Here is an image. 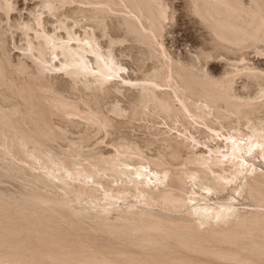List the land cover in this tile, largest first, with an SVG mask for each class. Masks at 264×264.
Masks as SVG:
<instances>
[{
  "label": "bare ground",
  "instance_id": "1",
  "mask_svg": "<svg viewBox=\"0 0 264 264\" xmlns=\"http://www.w3.org/2000/svg\"><path fill=\"white\" fill-rule=\"evenodd\" d=\"M172 1L39 0L58 6L57 18L44 13L51 29L43 19L30 33L0 8V179L19 185L0 190V258L7 229L39 260H259L264 160L240 141L264 129V64L249 59L264 60V44L259 9L236 6L260 0ZM226 137L256 168L246 184L238 177L239 197L223 183L239 170L223 161ZM226 207L237 209L229 223L208 220Z\"/></svg>",
  "mask_w": 264,
  "mask_h": 264
},
{
  "label": "snow or ice",
  "instance_id": "2",
  "mask_svg": "<svg viewBox=\"0 0 264 264\" xmlns=\"http://www.w3.org/2000/svg\"><path fill=\"white\" fill-rule=\"evenodd\" d=\"M28 3L27 0H24V11L20 13L22 19L19 21L20 23V29L25 33H30L34 29H38L42 27L43 22V14L47 13L48 15L52 16L53 19H56L57 17L54 15L56 12L58 6L53 4H41L37 6H33V11L28 12ZM238 9H243L248 12L250 16L255 17L256 16V9H259V21H260V31H261V43L264 44V0H260L259 4L253 3V4H245L241 3L236 6ZM2 10L5 12V14L11 13L13 10H17L16 5L13 3H7L5 5L0 6ZM161 8V15H160V24L161 28H164L168 25L169 21V14L168 11L164 9L163 5H160ZM30 16L31 20L29 22L25 23L23 17ZM9 27H11V20L8 21ZM57 27H62V25H58ZM66 30V29H65ZM39 32H37V35L39 36ZM77 42H79V38H76ZM72 35L70 34L69 39L67 43H72ZM84 43L88 44V47H92L91 43H89L87 40L84 41ZM52 49H55L57 45L53 41V43L50 45ZM31 48V45H29V49ZM95 54V53H93ZM260 54L264 55V48L260 50ZM57 59V54H53L52 60L55 61ZM97 59H100V57H97ZM165 59H168L167 54H165ZM107 67V65H105ZM50 66H46V69ZM56 71H64L63 68L55 69ZM111 71V69H110ZM119 71H126V69H119ZM97 75H99L97 73ZM261 77H264V72L260 73ZM113 75H108L106 79H113ZM202 78L207 81H211V77L208 75L207 69H202ZM213 83H216L219 85L220 82L217 81H211ZM125 83H128V81H125ZM155 87V85H153ZM262 99H264V94H262ZM213 137L219 138L220 133L219 132H213ZM225 139H228L231 141V144L233 145L232 148V155L231 157L227 153V149L223 152V161L227 162L231 160L233 162V165H238V173L237 175L232 176L231 179H226L223 181L225 185L227 184H236L235 196L239 197L242 193L243 185L238 182V177L244 178V184L247 183V177L249 175H252L255 173L256 168L253 165H250L246 160L243 159L244 153L241 152L240 156H237L236 153L239 149V144L235 138L232 137H226ZM195 144V141H193ZM240 143H247L248 144V152L247 155H252V152L255 149H259L260 159L264 160V129H262L260 133V139L259 141H254L253 138H249L248 141H244L243 139L240 141ZM212 152L209 150V157H211ZM251 168V171H248V169ZM144 172H147L148 169H144ZM261 175L264 176V166L261 167ZM138 178H140L138 176ZM194 179V178H193ZM152 181L149 180V183ZM157 182H159V178H157ZM209 195L212 194L211 189H205ZM190 203L192 201H189ZM233 203L232 200L229 201V204L231 205ZM237 209L233 207H226L221 208L219 213L211 214L208 216V220L215 219L216 223L219 224L221 222L227 224L229 223L234 217L231 215L232 213L236 212ZM261 213L264 214V201H262L261 204ZM199 227L200 229H204L206 227V224L204 220L199 221ZM260 232H261V238H260V244H259V260L256 259H241L239 257H235L227 262H224V264H264V219L261 221L260 225ZM11 253V254H9ZM0 264H110V262H93L90 260H83V259H62V260H56V259H48V260H39V259H31L28 258L26 247L22 242V237H20L19 234H9V232L6 229L5 232V256L3 258H0ZM132 264H168V262L163 261H147V262H136L133 261Z\"/></svg>",
  "mask_w": 264,
  "mask_h": 264
},
{
  "label": "rangeland",
  "instance_id": "3",
  "mask_svg": "<svg viewBox=\"0 0 264 264\" xmlns=\"http://www.w3.org/2000/svg\"><path fill=\"white\" fill-rule=\"evenodd\" d=\"M184 2V0H174V1H172L173 3H174V5L176 6L175 8H176V10L177 9H180L181 10V4ZM12 2L16 5V8L18 9V11L17 10H15L11 15H12V17H13V19L14 18H16L17 17V19H20V18H18V17H21V15H20V13L21 12H23L24 11V0H12ZM27 3H28V5H29V7H28V12H30V11H33V6H37V5H40V2H39V0H27ZM73 7H75V5H73ZM178 12H179V10H178ZM30 16H25V17H23V19H24V22H26V20L28 21V19H30L29 18ZM48 16L45 14V15H43V19H44V21H45V25H46V28L47 29H49L50 27H52L51 26V22H52V18H50V17H48ZM22 18V17H21ZM186 22V19L184 20L183 19V23H185ZM185 27V26H184ZM51 29V28H50ZM19 32H17L16 33V35L14 36V38H15V41L17 42H19V40H20V37H18V36H20V33L18 34ZM171 35V34H170ZM174 36H176V35H174ZM180 36V35H179ZM178 36V38H180ZM170 40V37H169V35H166V40H165V44H167V43H169L168 41ZM179 43H180V45L178 46L179 48H177V49H174L175 50V52L177 53V54H180V53H184L185 52V45H184V42H182L181 41V38H180V41H179ZM170 44V43H169ZM169 44H167L168 46H169ZM125 45H128V44H125ZM184 45V46H183ZM183 49V50H182ZM19 53V52H18ZM18 53L16 52V51H13V54H14V56L16 57L17 55H18ZM17 54V55H16ZM249 59L253 62V63H257V62H259V64H264V60H257V58L255 57H253V54H251L250 56H249ZM123 61L125 62V64H127L128 66H130L129 67V73L131 74L132 72H131V69L130 68H132V62L129 60V62H128V59H126V58H124L123 59ZM258 64V63H257ZM55 81L56 82H58L57 83V85L59 84V85H62L63 86V84H66L64 81H66V79H64L63 77H56L55 78ZM125 92V91H124ZM136 134V133H135ZM137 135H139L140 136V133H137ZM107 149V148H106ZM0 181L2 182L1 184H0V190H3V191H5L6 193H9V192H11V193H16L15 191H18L19 190V185L18 184H16V183H14V182H10V180H6L5 181V179H0ZM5 181V182H4ZM8 182V183H7ZM4 183V184H3ZM14 183V184H13ZM2 185V186H1ZM11 185V186H10ZM13 185V186H12ZM13 188H15V189H13ZM18 188V189H17ZM9 189V190H8ZM13 189V190H12ZM12 190V191H11ZM14 191V192H13Z\"/></svg>",
  "mask_w": 264,
  "mask_h": 264
}]
</instances>
